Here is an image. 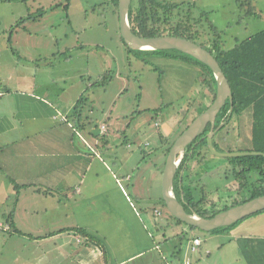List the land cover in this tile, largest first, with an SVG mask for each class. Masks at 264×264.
<instances>
[{
    "label": "rangeland",
    "instance_id": "374dc122",
    "mask_svg": "<svg viewBox=\"0 0 264 264\" xmlns=\"http://www.w3.org/2000/svg\"><path fill=\"white\" fill-rule=\"evenodd\" d=\"M157 1L185 5L176 11V19L184 18L190 9L192 22L200 19L194 26L199 39L210 43L211 24L219 31L224 48L264 29V0H252L253 10L259 16L246 13L248 6H242L239 0ZM120 37L119 20L108 0H0L2 78L11 76L15 81L14 70L22 65L25 74L26 67L31 66L35 75L31 79L48 84L51 92L61 86L66 89V97H73L78 85L83 86V96L89 102L88 107L83 108L82 122L87 116L91 118L88 129L100 135L103 133L101 125L106 126L101 122L108 123L111 148L103 149L105 160L111 163L117 156L125 168L122 172L135 175L142 198L136 209L148 205L152 229L155 222L170 236L180 223L156 200H160L161 182L154 181L160 179V172L152 168L151 161L159 159L162 170L164 156L155 150L160 152L166 146L164 143L165 146L160 147L158 134L167 129L165 142L174 141L197 115L198 109L210 103L212 95L200 82L201 68L191 58H185L184 53L174 49L128 51ZM53 77L65 79L66 85L60 82L51 85ZM159 118L162 121L159 122ZM242 119L239 132L237 126L234 129L230 125L215 132L216 150L237 152L252 148V118L247 110L241 115ZM124 138H129L130 146L124 144ZM138 139L142 145L148 143L142 150L136 144ZM143 151L148 152V161ZM188 166L187 182L192 181L196 195L204 191L216 208L230 205L248 194L237 192L235 169L238 167L228 158L204 151L202 156L191 159ZM133 168L140 169L137 176L131 171ZM256 176L254 171L246 175L248 181ZM119 178L125 186L127 182ZM159 206L162 213L152 218V209ZM3 212H7L6 209H0V219ZM233 229L235 232L215 233L193 229V235H198L202 242L196 251L186 249L193 236L192 240L186 237L182 243L179 239L182 234H175L170 245L177 243L185 252L188 264H264V211L240 221ZM22 247L15 246V255L21 254ZM36 258V255L31 258V264Z\"/></svg>",
    "mask_w": 264,
    "mask_h": 264
},
{
    "label": "crops",
    "instance_id": "0c3cea01",
    "mask_svg": "<svg viewBox=\"0 0 264 264\" xmlns=\"http://www.w3.org/2000/svg\"><path fill=\"white\" fill-rule=\"evenodd\" d=\"M21 66L12 81L11 76L2 78L0 64V209L7 211L0 219V264H31L35 255L33 264H188L185 252L170 242L175 234H182V243L186 237L199 236L185 223L176 224L167 236L155 222L152 229L148 205L136 209L142 200L137 178L122 172L125 168L117 156L111 163L103 156V149L111 148L108 123L101 122L106 125H101V135L93 134L88 129L91 118L82 122L74 113L83 86L66 97V89L60 86L51 92L48 84L31 79L35 76L31 66L26 74ZM20 71L24 72L17 75ZM59 82L66 85L65 79L56 77L49 83ZM88 102L86 98L81 115ZM248 112L252 117L251 108ZM123 141L131 145L129 138ZM136 144L142 150L148 143L142 145L138 139ZM163 152L155 150L162 156ZM143 153L146 159L148 152ZM165 160L162 170L159 159L151 161L160 172L154 183L160 181L161 186ZM140 169L131 171L137 176ZM161 199L162 188L158 204ZM159 208L152 209V218L162 213ZM77 228L95 239L75 232ZM190 243L186 249L191 251ZM18 245L23 246L19 256L14 252Z\"/></svg>",
    "mask_w": 264,
    "mask_h": 264
},
{
    "label": "trees",
    "instance_id": "16d2710c",
    "mask_svg": "<svg viewBox=\"0 0 264 264\" xmlns=\"http://www.w3.org/2000/svg\"><path fill=\"white\" fill-rule=\"evenodd\" d=\"M239 1L242 2V6H248L246 13L259 16L253 10L252 0ZM109 2L113 7V12L118 18V0H109ZM67 5L68 4L65 6ZM183 6L185 5L171 2L161 3L157 0H136L135 2L132 0L128 9V21L130 28L135 34L142 37H154L162 35L184 37L197 42L208 49L216 58L226 78L228 79L233 97V110L231 115L229 116L230 102L227 100L218 113L216 125L222 121H225L219 130L226 128L228 125L231 126L230 128L235 129L236 126L238 128L240 123L243 121V119L241 120V115L246 110L248 111V108H251L252 122L250 129V140L252 143V148L248 151L264 152V29L257 31L240 41H237L229 48H224L222 37L219 31L211 24L209 25V28L213 37L210 43L206 42V40L201 41L199 39L198 32L196 29L194 30V26L198 20L200 21V19H198L196 22L193 20L192 22L193 16L190 9H188L184 18L182 17L181 19H176V11H180ZM189 7L191 6L189 5ZM120 39L128 51H134L124 43L122 37H120ZM184 56L185 58H191L201 68L202 72L200 76V82L205 86V89L209 92V94L212 95L210 103L206 106L202 105V107L198 109V115L213 102L216 95L217 82L209 66L195 59L191 55L185 54ZM84 101L85 97L82 95L76 103L74 113L78 115V117H81L79 108L82 107ZM154 110L156 113L159 112V109ZM209 130L210 126L208 125L204 131L187 146L184 155L180 160L174 178L175 196L178 200H180L185 210L188 213L195 212L205 218L212 217L220 211L226 210L231 206L243 203L254 197L264 195V156L262 155H243L228 158L236 162V166L238 167L235 169L237 192L240 195L244 191L248 193L241 199L235 200L232 204L225 205L222 208H216L215 203L207 197L204 191H202L200 194H195V188H192L191 185L192 181L187 182V179H189L188 176L190 175L188 171V165L191 159L202 156L204 151L210 153V150L207 147V133ZM239 131L240 128H238V132ZM159 138L161 144L166 143V146L164 144L165 147L163 148L164 157L166 158L174 141L170 142L169 144L165 142L167 138L164 137L161 132L159 133ZM201 160L204 159L202 158ZM253 171L257 172V176L253 181H248L246 175H250ZM228 188L229 190L232 189L230 186ZM161 201L163 206L166 207L164 200L161 199ZM262 211L264 210L249 216L256 215ZM170 216L175 221L183 223L173 215L170 214ZM9 217H12V213L9 214ZM247 217L230 226L219 227L209 232L215 233L232 230L240 221L246 219ZM189 227L192 230L198 229L194 226ZM14 232L22 234L17 229H14ZM75 232L86 235L92 240L95 239L84 229L77 228L75 229Z\"/></svg>",
    "mask_w": 264,
    "mask_h": 264
},
{
    "label": "water",
    "instance_id": "95a60500",
    "mask_svg": "<svg viewBox=\"0 0 264 264\" xmlns=\"http://www.w3.org/2000/svg\"><path fill=\"white\" fill-rule=\"evenodd\" d=\"M132 0H118V19L120 36L124 43L133 50H178L191 55L195 59L206 64L212 70L216 82L217 90L213 102L201 113H199L181 132L172 143L166 156L165 165L162 172V198L169 213L183 223L197 227L204 231H211L219 227L230 226L239 220L264 210V195L254 197L243 203L231 206L226 210L216 213L214 216L205 218L195 212L188 213L180 200L174 193V178L185 152L186 147L201 134L204 129L210 126L207 133V147L213 154L219 157L232 158L243 155H262L259 151H237L220 152L214 148L213 137L215 132L225 123L216 125V117L226 101L230 102L229 116L233 110V97L229 81L213 54L190 39L171 35L154 37H142L135 34L128 21V9Z\"/></svg>",
    "mask_w": 264,
    "mask_h": 264
},
{
    "label": "built area",
    "instance_id": "2783aa9c",
    "mask_svg": "<svg viewBox=\"0 0 264 264\" xmlns=\"http://www.w3.org/2000/svg\"><path fill=\"white\" fill-rule=\"evenodd\" d=\"M102 128H104V125H102ZM155 212H156L157 214H160V213H161L159 210H156ZM7 228H8V227H7ZM200 243H201L200 238H197V237L193 238V240H192V244H191V246H190L191 251H196V249H197V247L200 245Z\"/></svg>",
    "mask_w": 264,
    "mask_h": 264
},
{
    "label": "flooded vegetation",
    "instance_id": "af4514ba",
    "mask_svg": "<svg viewBox=\"0 0 264 264\" xmlns=\"http://www.w3.org/2000/svg\"><path fill=\"white\" fill-rule=\"evenodd\" d=\"M108 2H109V0H108ZM109 4H110V2H109ZM119 20V19H118ZM218 116V115H217ZM216 119H217V117H216ZM222 122H225V121H222ZM221 123V122H220ZM209 125V124H208ZM187 127V126H186ZM186 127L184 128V129H186ZM183 129V130H184ZM183 132V131H182ZM196 139V138H195ZM187 148V147H186ZM186 150V149H185ZM184 155V154H183ZM183 157V156H182Z\"/></svg>",
    "mask_w": 264,
    "mask_h": 264
}]
</instances>
